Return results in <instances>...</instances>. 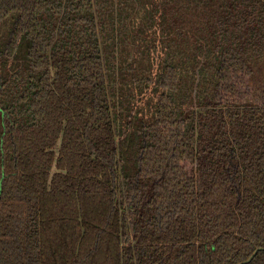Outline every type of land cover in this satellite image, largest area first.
Masks as SVG:
<instances>
[{"label":"trees","instance_id":"1","mask_svg":"<svg viewBox=\"0 0 264 264\" xmlns=\"http://www.w3.org/2000/svg\"><path fill=\"white\" fill-rule=\"evenodd\" d=\"M255 82L264 0H0V264H264Z\"/></svg>","mask_w":264,"mask_h":264},{"label":"rangeland","instance_id":"2","mask_svg":"<svg viewBox=\"0 0 264 264\" xmlns=\"http://www.w3.org/2000/svg\"><path fill=\"white\" fill-rule=\"evenodd\" d=\"M259 80L260 77H259ZM259 82H255V90H254V95L252 97V99L250 100L251 101V104H254V105H262L264 104V96L260 93V86H259Z\"/></svg>","mask_w":264,"mask_h":264}]
</instances>
